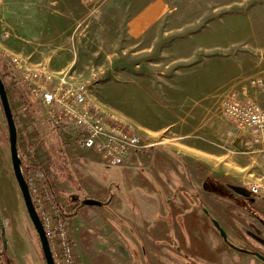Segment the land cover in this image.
<instances>
[{"label": "rangeland", "instance_id": "rangeland-1", "mask_svg": "<svg viewBox=\"0 0 264 264\" xmlns=\"http://www.w3.org/2000/svg\"><path fill=\"white\" fill-rule=\"evenodd\" d=\"M135 7L136 0H0V75L18 126L22 156L48 170L54 186L50 189L68 212L74 202L83 204L98 189L104 190L102 196L107 189L123 200L111 208L129 228L122 241L116 234L107 238L108 219L99 207H86L98 211L83 215L89 223L100 224L91 240L83 233L84 225L70 219L74 235H81L80 240L75 237L79 264H85L81 245L90 264H113L116 258L109 249L122 243L130 248L124 257L140 261L131 264H264L231 248L213 223L220 224L236 248L264 251V151H255L252 130L224 113L231 98L249 101L237 92L238 85L259 78L264 0H201L173 10L141 39L128 32ZM248 22L254 24L252 36ZM244 34L253 40L257 36L259 60L237 55ZM26 69L39 70L55 81L66 78L86 84L92 104L139 134L143 149L125 166L100 164L83 152L73 135L57 129L40 104H32L23 80ZM159 150H168L181 163L162 160L161 185L155 184L160 160L155 175L156 162L141 159L150 151L155 157ZM193 158L206 165H193ZM209 178L243 188H234L233 197L223 196L209 190ZM179 180L184 189L180 199L173 198L177 192L171 185ZM254 182L261 186L258 196L249 192ZM85 186L92 193L86 194ZM166 198L176 205L170 206ZM185 208L201 214L198 233L204 241L200 235L179 236L184 218L178 214ZM0 215L8 239L5 254L18 264H46L15 177L1 103ZM159 217L176 221L179 232L157 239L151 227ZM167 237L171 244L163 242Z\"/></svg>", "mask_w": 264, "mask_h": 264}, {"label": "built area", "instance_id": "built-area-1", "mask_svg": "<svg viewBox=\"0 0 264 264\" xmlns=\"http://www.w3.org/2000/svg\"><path fill=\"white\" fill-rule=\"evenodd\" d=\"M25 71L23 80L32 104H40L54 126L73 135L83 152L97 158L100 164L125 166L143 149L139 134L92 104L86 84H73L66 78L55 81L39 70ZM224 113L253 132L264 134V107L257 102L231 98L224 104ZM29 185L55 264H79L71 220L45 178L33 174ZM249 192L258 196L262 193L261 186L253 183Z\"/></svg>", "mask_w": 264, "mask_h": 264}, {"label": "crops", "instance_id": "crops-1", "mask_svg": "<svg viewBox=\"0 0 264 264\" xmlns=\"http://www.w3.org/2000/svg\"><path fill=\"white\" fill-rule=\"evenodd\" d=\"M199 1H201V0H136L137 7H135L133 9V13L128 20L129 35L132 38L141 39L144 36H146L152 28H154L161 21H163L169 15V13H171L173 10L190 8L192 5H194L195 3L199 2ZM244 23L246 24V22H244ZM248 23L250 25L249 26L250 27L249 36H252L253 32L251 31V28L253 27L254 24L252 22H248ZM245 33H247V31ZM244 35L245 36L241 37L240 42L242 43V46H241V49L239 51H237V55L240 58L253 57V58L259 60V56L257 55L258 50H259V46L257 45L258 44L257 36H254V40H253V38H249V36L247 37L246 36L247 34H244ZM247 43H249V44H247ZM259 65H261V66H260V72H259L258 80L255 83L252 82L251 84L248 82H244V84H239L237 92L241 93L242 96H245V98L247 100H253V101L257 102L258 104H260L261 106L264 107V60L262 62H260ZM254 135L256 138L255 142L253 144L255 151L257 153H259L260 150L264 151V134L254 132ZM141 159L144 162H149L148 160H153V162H156V163H154V166H152V171L155 175H156L155 164H157L156 160H160V162L158 164L159 166L157 169V172L159 173L160 179H157V178L155 179L156 180L155 184H159V185H161V181L163 182L162 174H165V172H164L165 168L162 165V160H164L166 162H171L172 159H174L178 163L177 165L181 164L178 160H176L171 155V153L168 150H159L158 154L157 155L155 154V157L153 156V153L150 151V153H144V155L142 156ZM193 159H194L192 161V162H194L193 165H200V166L206 165L205 164L206 162H204L200 158H193ZM186 162H187L186 165L191 167V169H192V167H193L192 164H190V162H188V161H186ZM254 183H256V182H254ZM171 185L175 188V190L177 192V194L174 195L173 198H178V199L182 198L183 196H181L180 194H181V192L184 191V189L181 188L182 187L181 186V180L177 181V184L174 182V183H171ZM112 186H113V183H112L111 187ZM111 187L109 188V190L111 189ZM103 189H106V188H103ZM101 190L102 189H98V191L96 193H92V191H90V188H88V190H87V187L85 186V193L86 194L92 193V194H90V198L95 199V200L102 203V205L99 208H101L105 211L106 219H108L107 223L110 227L109 231L106 230V233L108 234L107 238H110L111 235L115 236V234H116L115 237L118 238L119 240L121 239V241H122L123 233L128 234L129 228H127L125 223H124V220H123L124 217L121 218V216H118L116 214H112L111 208L118 207V205H120L123 200L120 197H116V195L113 194L111 190L108 191L107 189H106V192L104 193V195L102 196V192L104 190H102V191ZM160 201L162 202L161 197H160ZM166 202H168L170 206L176 205V201L172 200L171 198H169V199L166 198ZM86 207H84L82 209V211L80 212V214L74 219H75V221L77 220L79 225H81V224L84 225L83 226L84 227L83 233H85L86 238L91 240L94 237V234H92V233H94V231L97 230V227H99L100 224L98 222H95V223L90 222L89 223L88 217L84 218L83 215L84 214L88 215V213H89V216H90V215L94 214L95 211H98V210H86ZM188 209L189 208H185V210L183 212H180L181 214H178V215H182L184 218V227L183 228H180L178 223L176 221H172V219L168 220L166 217H159L154 222V225L151 227V229L154 230L155 236L157 237V239L159 238L162 241V239H164V237H166L169 232L175 231L177 233L179 228L182 231L181 235H179L181 238H183L182 237L183 234L189 235L192 238L193 237L199 238L200 234L198 232H199L200 228L198 225V220L200 221L199 216L201 214L198 212L195 213L194 211H192V213L191 212L189 213L188 211H191V210H188ZM82 216H83V220L80 218ZM196 219H197V221L195 222ZM72 230L73 231L75 230L73 227V223H72ZM73 236H74L75 247H76V239L80 240L81 235L80 234L74 235V232H73ZM200 236H201L200 239L201 240L203 239L202 241H204V238L202 237V235H200ZM75 237H76V239H75ZM107 238L103 237V241L106 243L108 242ZM163 242L171 244L173 241L171 239H169L168 241L164 240ZM122 244L119 245L120 246L119 248H117L115 246H112V247L109 246L110 247V249H109L110 254L113 257L115 256L114 258H116V260L113 262V264H123V262L128 264L132 260H134V263L136 261L138 263H140L138 258L134 257V259L131 260L130 258L124 257L125 254L127 255V253L130 251V248L128 250ZM80 247H81L80 248L81 255L85 261V264H90L88 251L86 249H84L82 247V245ZM182 248L185 249V246H183ZM115 253H118L117 256ZM91 263L96 264L93 262H91ZM99 264H101V263H99ZM129 264H131V263H129Z\"/></svg>", "mask_w": 264, "mask_h": 264}, {"label": "water", "instance_id": "water-1", "mask_svg": "<svg viewBox=\"0 0 264 264\" xmlns=\"http://www.w3.org/2000/svg\"><path fill=\"white\" fill-rule=\"evenodd\" d=\"M0 103L3 109V114L5 117L6 123H7V127H8V135H9V143H10L13 169H14L16 180L18 182V185L20 187V190H21V193L24 199L27 213L38 235L46 264H55L52 253H51L49 240L46 236L42 221L39 217V214L33 202L29 181L24 174L23 162H22V152L19 149L20 147L19 130H18V126L15 120L13 108L11 106L7 87L1 75H0ZM83 205L87 207H100L102 203L95 199H86L83 201ZM213 223L215 227L219 230L225 242L229 243L227 234L223 230V228L220 226V224L217 221H213ZM0 228H1V236H2V241H3V248H4V250H0V256H2L3 254L7 253L8 239L6 236V229H5L4 222L1 218V215H0ZM230 245L233 246L232 244ZM242 251H245V250H242ZM256 256L264 260V257L261 256L259 253H256Z\"/></svg>", "mask_w": 264, "mask_h": 264}, {"label": "trees", "instance_id": "trees-1", "mask_svg": "<svg viewBox=\"0 0 264 264\" xmlns=\"http://www.w3.org/2000/svg\"><path fill=\"white\" fill-rule=\"evenodd\" d=\"M19 149H20L21 152H23L22 151V147H19ZM22 162H23L24 174L27 177L29 182H30L31 176L33 174H40V175H42L45 178V180L49 184L50 188L52 190H54V186H53V184L51 183V180H50V174H49V172H48V170L46 168L42 167V165L28 163V161L24 158V155L22 156ZM224 179H230V176L229 175H225ZM73 181H75V180L73 179ZM207 187L210 188L209 190H211L213 192H216L218 194H221L223 196H227V197L228 196H232L233 197V196L236 195V194H234V191H233L234 188H241V189L243 188L242 186H239V187H237L235 185L231 186V185H229L226 182H219L217 179H213V178H209L207 180ZM74 203H75V208L71 212H68L64 207L61 206L64 214L71 220L76 218L80 214L82 209L84 207H86L83 204L78 203V201L74 202ZM262 203L264 204V201ZM258 253L264 256V251H262V252L258 251ZM0 259L3 262V264H18V262L14 258L10 257L7 254H3L2 256H0ZM43 259L45 261L44 254H43ZM45 263H46V261H45Z\"/></svg>", "mask_w": 264, "mask_h": 264}, {"label": "flooded vegetation", "instance_id": "flooded-vegetation-1", "mask_svg": "<svg viewBox=\"0 0 264 264\" xmlns=\"http://www.w3.org/2000/svg\"><path fill=\"white\" fill-rule=\"evenodd\" d=\"M227 243V242H226ZM231 248H233V249H235V250H237V251H239V252H243V253H248V252H250V253H248V254H251V255H253V256H256V253H258V252H256V251H252V250H248V249H239V248H236V247H233V246H231L230 245V242L229 243H227ZM242 250H245V251H242ZM261 255V254H260ZM261 256H263V255H261ZM257 257V256H256ZM264 257V256H263ZM261 260V261H264L262 258H259V257H257V260ZM188 264H190V263H188Z\"/></svg>", "mask_w": 264, "mask_h": 264}, {"label": "bare ground", "instance_id": "bare-ground-1", "mask_svg": "<svg viewBox=\"0 0 264 264\" xmlns=\"http://www.w3.org/2000/svg\"><path fill=\"white\" fill-rule=\"evenodd\" d=\"M182 152L186 153V154H190V152L186 151V150H182Z\"/></svg>", "mask_w": 264, "mask_h": 264}]
</instances>
